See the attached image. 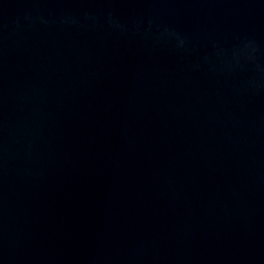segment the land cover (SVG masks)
Segmentation results:
<instances>
[{
	"label": "water",
	"instance_id": "95a60500",
	"mask_svg": "<svg viewBox=\"0 0 264 264\" xmlns=\"http://www.w3.org/2000/svg\"><path fill=\"white\" fill-rule=\"evenodd\" d=\"M0 264H264V0H0Z\"/></svg>",
	"mask_w": 264,
	"mask_h": 264
}]
</instances>
